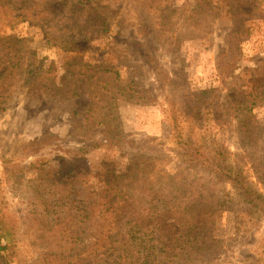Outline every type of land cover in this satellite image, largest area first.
I'll list each match as a JSON object with an SVG mask.
<instances>
[{
  "label": "rangeland",
  "instance_id": "obj_1",
  "mask_svg": "<svg viewBox=\"0 0 264 264\" xmlns=\"http://www.w3.org/2000/svg\"><path fill=\"white\" fill-rule=\"evenodd\" d=\"M202 1L211 5L212 33L190 39L197 5L194 23H204ZM102 6L110 33L85 43L82 54L50 43L29 22L0 24V227L9 235L8 264H92L89 254L73 259L90 246L89 221L71 224L67 213L90 208L101 170L124 169L133 157L158 159L157 167L171 177L182 173L193 189L210 185L215 200L232 199L216 215L215 254L198 264H264V214L248 210L230 185L188 166L179 138L225 143L243 156L264 197V103L240 105L255 90L264 93V0H109ZM233 32L239 50L230 48ZM9 36L22 41L15 56L4 52L2 39ZM75 58L95 75L85 79V70L71 64ZM127 88L138 92L133 100L117 94ZM173 187L149 177L132 189L157 212L165 205L163 191Z\"/></svg>",
  "mask_w": 264,
  "mask_h": 264
},
{
  "label": "trees",
  "instance_id": "obj_2",
  "mask_svg": "<svg viewBox=\"0 0 264 264\" xmlns=\"http://www.w3.org/2000/svg\"><path fill=\"white\" fill-rule=\"evenodd\" d=\"M104 1L109 0H0V24L13 27L29 22L39 27L50 43H58L69 51L82 54L85 43L104 38L110 33L109 17L101 10ZM202 2L208 8L200 12L205 15L204 23L201 28L194 23L200 8L197 5V10L192 12L193 24L188 27L187 37L190 39L206 38L212 33L213 27L209 22L213 14L211 5L207 1ZM163 14L168 13H162L161 18H165ZM238 34L233 32L230 35L233 37L230 48L239 50L242 42L237 39ZM2 43L4 52L10 56L23 51L19 48L22 41L13 36L2 39ZM71 64L85 70V79L88 74L95 75L93 66L82 64L76 58L71 60ZM219 71L224 80L222 76L227 75V72L222 67H219ZM105 85L109 87L105 92L111 94V83ZM100 89L103 90L102 87ZM121 93L129 100L134 99L132 94H138L130 88L118 89L117 94ZM263 103L264 93L255 90L240 105L255 109ZM179 138L188 166L199 168L214 179L230 185L248 210L264 214V197L255 189L243 156L234 155L225 143L216 142L209 147L200 140ZM157 162L158 159L133 157L124 169L106 166L101 170L103 179L89 194L91 207L85 204L80 213H73V208L67 213L66 219L71 220V224H83L82 220H88L92 231L90 246L86 251H81V255L77 253L73 259L89 254L92 264H198L199 261L205 262L209 254H215L210 245L216 215L219 211L230 209L225 206V199L228 202L232 199L226 197L223 202L217 201L213 198L215 196L211 197L213 191L209 184L206 185L208 188L203 185L193 189L190 184L183 182L182 173L171 177L159 165L157 167ZM149 177L174 184L173 188L163 191L165 205L156 208L157 212H154L153 206L143 203H150L149 200L140 199L132 189H138L142 179ZM149 191H153L152 195L157 194L155 184L150 186ZM88 210L92 212L86 213ZM174 229L178 230L175 235L170 232ZM2 231L0 227V259L8 264L12 257L11 246L9 235H1Z\"/></svg>",
  "mask_w": 264,
  "mask_h": 264
}]
</instances>
